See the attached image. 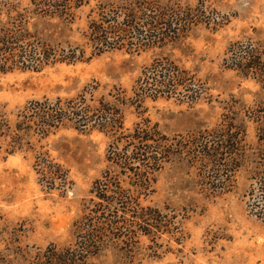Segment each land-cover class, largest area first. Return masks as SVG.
<instances>
[{
  "label": "rangeland",
  "instance_id": "rangeland-1",
  "mask_svg": "<svg viewBox=\"0 0 264 264\" xmlns=\"http://www.w3.org/2000/svg\"><path fill=\"white\" fill-rule=\"evenodd\" d=\"M140 1L189 11L193 24L175 37L173 26L160 25L159 36L154 33L148 39L153 44L145 46L142 37H124L121 50L85 63L0 73V115L13 129L30 103L76 98L94 86V100H123L117 106L125 131L148 126L169 141L172 153H181L154 174L149 192L139 198L142 207L167 216L169 230L132 240L110 236L98 256L80 264H264V0H89L75 13L73 46L86 42L99 15L112 20L113 12ZM156 62L186 72L195 101L182 88H160L164 93L154 98L140 93L138 80ZM238 133L241 159L225 157L216 167L197 157L203 144L215 140L230 152ZM111 140L70 124L32 140L36 152H47L66 171L62 188L38 174L33 152L7 155L8 140H0V264H58L55 254L74 247L92 187L110 169Z\"/></svg>",
  "mask_w": 264,
  "mask_h": 264
},
{
  "label": "trees",
  "instance_id": "trees-1",
  "mask_svg": "<svg viewBox=\"0 0 264 264\" xmlns=\"http://www.w3.org/2000/svg\"><path fill=\"white\" fill-rule=\"evenodd\" d=\"M88 1L0 0V73L39 72L60 64L85 63L103 53L121 50L124 37H142L145 46L153 44L148 39L154 38V33L160 34L156 32L160 31L158 26L166 24L168 29L173 26L172 35L175 37L178 32L192 26L194 21L188 15L191 14L189 11L181 12L177 7L158 10L153 1L135 2L133 6L125 5L113 12L115 18L112 20L99 15L83 38L86 42L82 46H73L71 25L76 11ZM119 17H122L121 24H117ZM129 28L131 31H128ZM187 77L188 74L173 63L156 62L145 69L138 80L139 92L154 98V94L182 88L191 93L190 99L195 101L198 93L191 90L193 80ZM160 88L166 90L160 91ZM93 91L94 86L76 98L32 102L18 116L20 120L13 129L0 115V140H8L4 141L7 142L4 153L33 152L34 169L52 187L66 185V171L50 159L47 152H36L32 140L40 142L64 124H70L76 131L92 128L112 139L106 154L110 169L92 187L91 195L96 201L93 198L88 201L91 207L76 228L74 247L55 254L58 264H80L87 257L98 256L110 236L132 240L138 233L156 235L169 230L167 216L158 210L142 207L139 198L149 192L154 174L181 153H172L169 141L161 136L156 138L154 129L148 126L142 128L136 125L132 132L125 131L122 111L117 106L122 105L123 100L119 95H109L113 102H107L103 97L94 100ZM85 95L89 96V100L85 99ZM135 97L139 101L141 96L136 94ZM239 135L230 140V152L222 145L223 141L215 140V143L209 141L203 144L196 155L205 156L216 167L222 165L225 157L231 159L235 156L239 160L244 152ZM111 169H115L116 173H111ZM120 177L127 180L126 186ZM259 183L263 192L264 181Z\"/></svg>",
  "mask_w": 264,
  "mask_h": 264
}]
</instances>
